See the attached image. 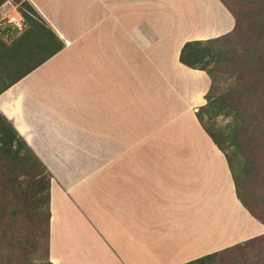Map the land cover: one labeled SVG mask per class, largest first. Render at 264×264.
Wrapping results in <instances>:
<instances>
[{"label":"crops","instance_id":"crops-1","mask_svg":"<svg viewBox=\"0 0 264 264\" xmlns=\"http://www.w3.org/2000/svg\"><path fill=\"white\" fill-rule=\"evenodd\" d=\"M26 1L63 49L29 70L42 55L0 6V76L26 73L0 116L52 175V264H188L264 234L198 119L211 78L180 60L234 30L220 0Z\"/></svg>","mask_w":264,"mask_h":264},{"label":"rangeland","instance_id":"rangeland-1","mask_svg":"<svg viewBox=\"0 0 264 264\" xmlns=\"http://www.w3.org/2000/svg\"><path fill=\"white\" fill-rule=\"evenodd\" d=\"M225 1L239 15L241 29L229 45L233 51L229 62L232 76L225 78L220 90L228 104H240V114L245 117L236 127L232 118L224 115L213 122L202 116L212 130L233 136L226 148L235 161L242 196L254 211L263 213L264 0ZM23 156L24 164L13 165L9 157L0 161V264H49L46 227L41 223L47 212L46 193L35 190L40 180L31 175L37 166L34 157L28 150H23ZM225 256L226 262L217 264H264V239Z\"/></svg>","mask_w":264,"mask_h":264},{"label":"trees","instance_id":"trees-1","mask_svg":"<svg viewBox=\"0 0 264 264\" xmlns=\"http://www.w3.org/2000/svg\"><path fill=\"white\" fill-rule=\"evenodd\" d=\"M8 0H0V6L6 3ZM16 4L19 5L20 12L25 19L26 26H28L27 32L19 39L18 44L23 45V39L25 37H30L31 43L33 44L32 53H35L36 56L42 55V58L37 60L33 65H31L29 70L34 69L36 66H39L49 58L53 57L55 54L60 52L63 49V45L60 40L54 33L52 29H50L40 14L34 9V7L26 0H14ZM226 8L232 13V15L236 19V26L233 31L228 34L215 38L209 39L206 41H191L185 44L182 49L180 60L186 66L205 71L212 81V86L209 93L206 96V105L201 107L197 113L198 119L205 129V131L210 135L215 144L220 148V150L226 155L230 170L232 172L237 197L243 206L248 210V212L259 222L264 225V212L257 213L254 211L252 206L247 203V201L242 196V190L240 187V182L235 170V161L232 159L230 154L228 153L226 142H231L233 136L230 134H226L223 130H212L206 123L202 116L205 114L208 116V119L213 122L214 119L227 116L232 118V122L237 127L239 123L245 117L241 115V110L239 109L240 104L235 101H228L225 95L222 94L220 90V84L225 81L229 76H232L231 73V63L230 59H233L232 49L229 47L230 42L235 40L241 29V20L240 17L232 8L228 5L225 0H220ZM3 51L11 50V47H7L5 44H2ZM1 47V46H0ZM46 48V53H44V49ZM1 53V52H0ZM9 66V65H8ZM10 69V67H9ZM28 72V71H27ZM5 74V73H4ZM26 74V73H24ZM22 74L16 78L5 79L0 76L1 79L5 81L4 84L0 85V95L3 94L6 90L11 88L15 83H17L24 76ZM3 75V74H1ZM6 75H4L5 77ZM226 78V79H225ZM221 91V92H220ZM239 106V107H238ZM23 150H28V152L34 157L36 165L32 168V176L35 179H39V183L36 184L35 190L38 192L44 191L46 196H44L45 206L47 212H45L42 226L46 228V236H47V254H48V262L52 264L49 259L50 253V202H51V178L52 175L48 171V169L42 164V162L35 157L32 150L27 146L26 142L18 135L17 131L13 127L12 123L4 116H0V161H4V158H11L12 164H16L17 162H24ZM6 155V156H4ZM24 164V163H23ZM45 178H43V176ZM32 193L33 196L36 194ZM40 200L35 201L36 205H39ZM41 206V205H40ZM41 209V207H40ZM43 209V208H42ZM46 216V217H45ZM264 239V234L261 236H257L250 240L244 241L240 244L234 245L230 248L222 250L220 252H216L212 255H208L197 259L188 264H217V263H225V259L227 258L225 255L236 251V250H244L245 247L253 245L255 242ZM226 257V258H225Z\"/></svg>","mask_w":264,"mask_h":264},{"label":"built area","instance_id":"built-area-1","mask_svg":"<svg viewBox=\"0 0 264 264\" xmlns=\"http://www.w3.org/2000/svg\"><path fill=\"white\" fill-rule=\"evenodd\" d=\"M7 6H9L11 10L5 19L6 23L18 32L25 31L27 26L25 19L20 12L19 5L14 3L13 0H9Z\"/></svg>","mask_w":264,"mask_h":264},{"label":"bare ground","instance_id":"bare-ground-1","mask_svg":"<svg viewBox=\"0 0 264 264\" xmlns=\"http://www.w3.org/2000/svg\"><path fill=\"white\" fill-rule=\"evenodd\" d=\"M222 14V13H221ZM225 15V14H224ZM199 16V15H198ZM212 17V16H211ZM182 19V18H181ZM198 21V20H197ZM229 22V21H228ZM186 23V22H185ZM192 25V24H191ZM206 25V24H205ZM217 27V26H216ZM231 27V26H230ZM227 29V28H226ZM217 34V33H216ZM212 40V39H211ZM174 43V42H173ZM169 46V45H168ZM177 49V48H176ZM171 56V55H170ZM170 79V78H169ZM177 85V84H176ZM203 100V99H202ZM194 204V203H193ZM240 211V210H239ZM235 215H238V220L239 221H236L235 224H233V229L234 230H237V227H239V225L243 224V226H248V227H251L252 229H257L258 226L254 223H252L248 218L247 216H242L240 213L239 214H235ZM230 216V215H229ZM225 219V218H224ZM224 219L223 218H220V217H217L215 216V218H213V230L214 232L213 233H219V232H223L222 229H223V225H225V222H224ZM202 220V219H201ZM226 226V225H225ZM225 228V227H224ZM230 235V234H229ZM228 237V236H227ZM216 240V239H215ZM225 242V241H224ZM226 243V242H225ZM223 245V244H222ZM208 250V249H207Z\"/></svg>","mask_w":264,"mask_h":264}]
</instances>
